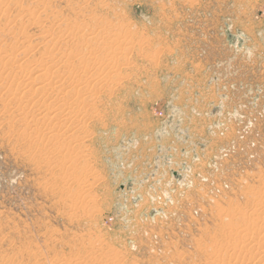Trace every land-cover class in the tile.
Returning <instances> with one entry per match:
<instances>
[{
  "label": "rangeland",
  "instance_id": "1",
  "mask_svg": "<svg viewBox=\"0 0 264 264\" xmlns=\"http://www.w3.org/2000/svg\"><path fill=\"white\" fill-rule=\"evenodd\" d=\"M0 264H264V0H0Z\"/></svg>",
  "mask_w": 264,
  "mask_h": 264
},
{
  "label": "crops",
  "instance_id": "2",
  "mask_svg": "<svg viewBox=\"0 0 264 264\" xmlns=\"http://www.w3.org/2000/svg\"><path fill=\"white\" fill-rule=\"evenodd\" d=\"M231 105H232V103H231ZM170 106H171V108H172L171 110H173V112H175L177 110L180 113V111H182L183 109H185L184 107L177 106L174 102ZM240 106H241L240 105V101H237V103L232 106L230 112H227L226 113V119L228 120V118L231 119V118H236L237 116H239V114H240V110H239L240 109ZM203 108H205V107H203ZM189 110H191V114H192V112H195V113L197 112L198 113V111L195 110V109H193V108H191V106H189ZM183 111H185V110H183ZM180 115L182 116L181 113H180ZM205 115H206L207 118H210V119L212 118L211 116H209L210 115V112L205 113ZM193 116H195V115H191V117L188 120H183V116H182L180 122L182 121V127H183V129L179 130L177 128V131H178L177 133L178 134H183L184 136H186V135L191 136L192 134H194V135H198L199 134V133H192V131H191L192 124H193L191 122V118ZM216 121L217 120H214L208 127H207V125H205L204 126V132H205L206 129H215L216 128V125H215ZM173 122H174V120H173ZM175 123L176 122H174V124H169L170 131L164 130L163 132H161L162 129L160 130L159 129V126H158L157 127V131L155 132L157 138H164V139H167L168 140L170 137H173V135H175V133H176L175 132V130H176L175 129L176 128ZM189 157H192V155H189Z\"/></svg>",
  "mask_w": 264,
  "mask_h": 264
}]
</instances>
